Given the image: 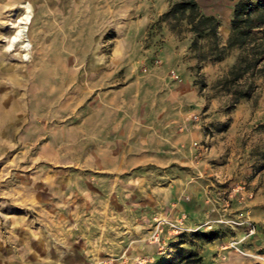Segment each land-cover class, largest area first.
<instances>
[{"label":"rangeland","instance_id":"1","mask_svg":"<svg viewBox=\"0 0 264 264\" xmlns=\"http://www.w3.org/2000/svg\"><path fill=\"white\" fill-rule=\"evenodd\" d=\"M170 2L0 0V264H264V63L231 108L245 84L229 73L251 46L200 62L209 40L191 51L183 22H159ZM197 3L224 46L234 3ZM167 81L195 97L180 155L130 170L124 114L145 125ZM142 135L158 155L157 130Z\"/></svg>","mask_w":264,"mask_h":264},{"label":"trees","instance_id":"2","mask_svg":"<svg viewBox=\"0 0 264 264\" xmlns=\"http://www.w3.org/2000/svg\"><path fill=\"white\" fill-rule=\"evenodd\" d=\"M233 2L231 31L224 46L219 43V23L216 18L206 16L199 10L197 0H171L165 13L159 17L160 23L168 24L172 30L176 24L184 23L192 37L191 51H197L199 42L210 41L209 55L199 57L200 62L220 61L232 48L250 47L245 57H239L231 69V84L244 80L245 86L236 89L231 108L240 100L249 98L253 88L252 78L262 73L264 63V0H230ZM172 23L174 25H172Z\"/></svg>","mask_w":264,"mask_h":264},{"label":"crops","instance_id":"3","mask_svg":"<svg viewBox=\"0 0 264 264\" xmlns=\"http://www.w3.org/2000/svg\"><path fill=\"white\" fill-rule=\"evenodd\" d=\"M166 10L167 9L164 8V10L157 13V16L165 13ZM148 22L149 20L147 19L145 22L141 23V29L147 26ZM176 57H178V55H176ZM162 84L163 85H160L159 93L161 103H157V106H155V116H151L150 120L146 118L145 125L137 126L139 123H137V111L133 114V111L129 110L124 114V117L130 121L129 139L125 142L127 144H132V146L129 148L130 154L127 156L124 155L123 158L127 159L124 161V165H130V170L133 168L146 167L149 164H155L158 168L163 169L173 164V162L178 159L177 155H180L179 149H175V151L172 147L178 148V131L182 132L186 127H188V123H185V112L187 109L185 102L189 101L190 98H192V101L195 100L194 92L188 87L189 85L187 81L185 84L174 83L173 85H169L168 81ZM115 109L118 110L117 108ZM150 128L156 129L159 134V138L161 139V147L158 148V155H151L148 153V148L146 146H142V144H145V142L142 141L143 131L148 133ZM133 129L135 132H133ZM196 134V131L190 133V135ZM135 145H138L137 151ZM133 149H135L134 153L132 152Z\"/></svg>","mask_w":264,"mask_h":264},{"label":"bare ground","instance_id":"4","mask_svg":"<svg viewBox=\"0 0 264 264\" xmlns=\"http://www.w3.org/2000/svg\"><path fill=\"white\" fill-rule=\"evenodd\" d=\"M24 9V14L23 16L17 20V22L15 23L14 27L16 29V32H14L15 35H13V37H15L17 35V33L20 34V38L16 39L15 42L13 43V38L10 39L9 41V45H10V48L12 49L13 45L18 42V41H21L22 39H24L26 36H25V33L28 29V25L30 24L31 22V11H30V6L29 5H24L22 7ZM25 42V41H24ZM29 44V43H28ZM23 48H25L23 46ZM26 49V48H25Z\"/></svg>","mask_w":264,"mask_h":264},{"label":"built area","instance_id":"5","mask_svg":"<svg viewBox=\"0 0 264 264\" xmlns=\"http://www.w3.org/2000/svg\"><path fill=\"white\" fill-rule=\"evenodd\" d=\"M153 64H154L155 66H159V65H160V61H159V60H155V61L153 62ZM194 119H196V117H194ZM240 216H242V214H240ZM159 222H160V223H164L165 220H161V221H159ZM241 222L247 225V227H248V231H249V234H250V235L254 233V227H253L248 221H246V220H242ZM242 223L237 224L236 222H232L233 225H237V226H238V225H241Z\"/></svg>","mask_w":264,"mask_h":264},{"label":"clouds","instance_id":"6","mask_svg":"<svg viewBox=\"0 0 264 264\" xmlns=\"http://www.w3.org/2000/svg\"><path fill=\"white\" fill-rule=\"evenodd\" d=\"M18 38H20V34H19V33H17V35H16L15 37H13V43H14L15 40L18 39ZM24 47H25V48H28V47H30V45L26 43V44L24 45Z\"/></svg>","mask_w":264,"mask_h":264}]
</instances>
